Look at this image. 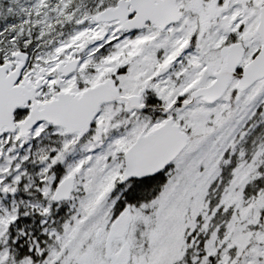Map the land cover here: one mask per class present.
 Returning <instances> with one entry per match:
<instances>
[{
    "label": "snow or ice",
    "instance_id": "1",
    "mask_svg": "<svg viewBox=\"0 0 264 264\" xmlns=\"http://www.w3.org/2000/svg\"><path fill=\"white\" fill-rule=\"evenodd\" d=\"M0 264H264V0H0Z\"/></svg>",
    "mask_w": 264,
    "mask_h": 264
}]
</instances>
